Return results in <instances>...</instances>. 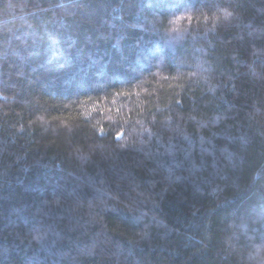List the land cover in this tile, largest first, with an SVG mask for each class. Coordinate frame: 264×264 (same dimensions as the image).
<instances>
[{"label":"trees","instance_id":"obj_1","mask_svg":"<svg viewBox=\"0 0 264 264\" xmlns=\"http://www.w3.org/2000/svg\"><path fill=\"white\" fill-rule=\"evenodd\" d=\"M0 264H264V0H0Z\"/></svg>","mask_w":264,"mask_h":264}]
</instances>
